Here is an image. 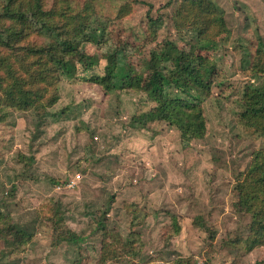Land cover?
<instances>
[{
    "label": "rangeland",
    "instance_id": "1",
    "mask_svg": "<svg viewBox=\"0 0 264 264\" xmlns=\"http://www.w3.org/2000/svg\"><path fill=\"white\" fill-rule=\"evenodd\" d=\"M213 1L229 30L216 44L175 26L179 0H96L89 14L98 33L124 46L137 74H148L151 53L168 41L193 52L208 47L214 83L208 93L190 91L202 99L206 132L184 141L144 91H106L96 82L106 47L84 42L98 62L70 61L43 115L12 108L0 122V264H264V244L251 247V214L238 209L235 189L264 147V133L242 119L264 98V75L253 66L264 50V0ZM105 241L114 244L107 256Z\"/></svg>",
    "mask_w": 264,
    "mask_h": 264
},
{
    "label": "trees",
    "instance_id": "2",
    "mask_svg": "<svg viewBox=\"0 0 264 264\" xmlns=\"http://www.w3.org/2000/svg\"><path fill=\"white\" fill-rule=\"evenodd\" d=\"M96 0H86L83 6L75 0H60L58 9H47L40 0H0V122L8 117L9 109H34L43 115L45 99L60 71L70 61L77 60L91 67L98 56L82 50L84 42L92 41L106 49L105 73L96 82L106 91L114 88L144 91L160 109L158 117L176 126L184 141L206 132L202 99L191 90L208 93L214 83L217 64L202 46L198 52L168 41L162 51H153L148 60L149 72L140 75L129 64L124 46L116 47L103 41L98 33L95 13ZM174 24L196 34L203 44H216L228 33L224 11L213 0H179ZM13 56L9 61L6 56ZM253 66L264 75V50L258 49ZM184 96L170 94L168 85ZM251 113L244 111L242 119L253 131L264 133V98L255 100ZM240 211L251 214L249 239L251 247L264 244V147L253 152L246 170L236 179ZM174 218V228L179 225ZM15 235L23 232L15 230ZM72 241L78 237L71 234ZM112 242H104V256L113 253ZM183 260H178L181 264ZM191 264V263H190Z\"/></svg>",
    "mask_w": 264,
    "mask_h": 264
},
{
    "label": "built area",
    "instance_id": "3",
    "mask_svg": "<svg viewBox=\"0 0 264 264\" xmlns=\"http://www.w3.org/2000/svg\"><path fill=\"white\" fill-rule=\"evenodd\" d=\"M76 182V178L71 179L70 183L68 184V186H74Z\"/></svg>",
    "mask_w": 264,
    "mask_h": 264
}]
</instances>
